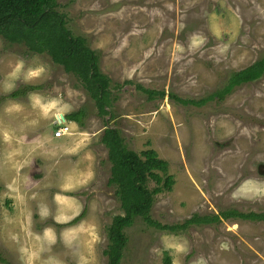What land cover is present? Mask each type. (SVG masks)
<instances>
[{
	"label": "rangeland",
	"instance_id": "374dc122",
	"mask_svg": "<svg viewBox=\"0 0 264 264\" xmlns=\"http://www.w3.org/2000/svg\"><path fill=\"white\" fill-rule=\"evenodd\" d=\"M57 2L72 35L122 86L113 115L101 114L81 76L0 36V264L108 263V227L125 214L108 184V127L120 128L127 148L169 162L175 184L155 196L152 220L263 213L264 74L200 106L150 99L137 85L195 100L225 89L264 56V0ZM24 84L41 88L7 97ZM80 109L73 134L54 137L56 115ZM127 234L121 264H264V220L170 231L136 216Z\"/></svg>",
	"mask_w": 264,
	"mask_h": 264
},
{
	"label": "trees",
	"instance_id": "16d2710c",
	"mask_svg": "<svg viewBox=\"0 0 264 264\" xmlns=\"http://www.w3.org/2000/svg\"><path fill=\"white\" fill-rule=\"evenodd\" d=\"M58 5L57 0H0V36L10 44H25L35 53H47L55 63L63 65L67 72L81 76L85 89L96 100L100 113L113 115L111 108L118 98V94L113 95V89L119 90L122 84L112 85L111 78L102 73L98 55L86 45L85 38L72 35L67 26V15L58 10ZM263 74L264 56L249 67L233 73L225 89L200 100L185 99L141 84L137 85V89L146 92L150 99L168 95L183 104L200 106L208 99L224 98L236 86L257 80ZM126 83L132 81L127 79L124 84ZM40 88V85L24 84L7 97L18 98ZM82 116V109L66 114L68 120L79 123ZM102 141L108 148L112 163L108 184L117 186L116 195L125 211V214L115 215L108 227L109 244L105 251L109 257L107 264H121L123 250L129 239L127 231L136 216L143 217L151 225L170 231L187 228L192 224L214 223L235 217L264 220V212L245 213L237 209L222 210L218 214L196 213L181 224H162L152 220L150 210L155 196L164 190L170 191L175 184L174 176L168 174L169 162L162 159L154 149L148 148L138 153L127 148L118 127H108ZM151 182L155 183L153 187L150 186ZM85 214L86 209L79 218ZM166 260L171 264L169 257ZM2 261L5 262L6 259L3 258Z\"/></svg>",
	"mask_w": 264,
	"mask_h": 264
},
{
	"label": "built area",
	"instance_id": "2783aa9c",
	"mask_svg": "<svg viewBox=\"0 0 264 264\" xmlns=\"http://www.w3.org/2000/svg\"><path fill=\"white\" fill-rule=\"evenodd\" d=\"M70 131V126L67 123H63L55 130V137H62Z\"/></svg>",
	"mask_w": 264,
	"mask_h": 264
},
{
	"label": "clouds",
	"instance_id": "9594fccd",
	"mask_svg": "<svg viewBox=\"0 0 264 264\" xmlns=\"http://www.w3.org/2000/svg\"><path fill=\"white\" fill-rule=\"evenodd\" d=\"M60 117V115L59 114H57L56 115V118H57V124L56 125H58L57 127H55L54 126V128H55V130L59 127V126H61L63 123H67L68 125H69V122H72V120H63L62 122H58V118ZM65 117H66V115H65ZM75 124V123H74ZM70 126V125H69ZM73 134V131H72V127L70 126V131L69 132H67L65 135H63L62 137H68V136H71ZM54 137H55V131H54ZM62 137H57V138H62Z\"/></svg>",
	"mask_w": 264,
	"mask_h": 264
},
{
	"label": "water",
	"instance_id": "95a60500",
	"mask_svg": "<svg viewBox=\"0 0 264 264\" xmlns=\"http://www.w3.org/2000/svg\"><path fill=\"white\" fill-rule=\"evenodd\" d=\"M63 120H66V117L64 114H60V117L58 118V122H62ZM56 124L57 121H54L52 126H55Z\"/></svg>",
	"mask_w": 264,
	"mask_h": 264
},
{
	"label": "crops",
	"instance_id": "0c3cea01",
	"mask_svg": "<svg viewBox=\"0 0 264 264\" xmlns=\"http://www.w3.org/2000/svg\"><path fill=\"white\" fill-rule=\"evenodd\" d=\"M60 195V193L59 194H57V196H59Z\"/></svg>",
	"mask_w": 264,
	"mask_h": 264
}]
</instances>
